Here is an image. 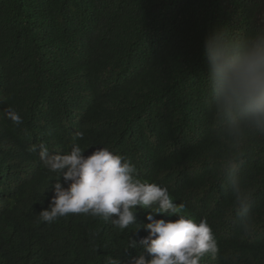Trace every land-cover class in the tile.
Here are the masks:
<instances>
[{"label":"trees","instance_id":"16d2710c","mask_svg":"<svg viewBox=\"0 0 264 264\" xmlns=\"http://www.w3.org/2000/svg\"><path fill=\"white\" fill-rule=\"evenodd\" d=\"M213 31L264 36V0H0V264L140 254L125 249L144 229L89 214L40 220L59 176L29 149L64 154L77 133L82 155H122L211 226L219 251L199 264H264V128L230 125L217 106L204 52ZM148 211L137 206V222Z\"/></svg>","mask_w":264,"mask_h":264},{"label":"clouds","instance_id":"9594fccd","mask_svg":"<svg viewBox=\"0 0 264 264\" xmlns=\"http://www.w3.org/2000/svg\"><path fill=\"white\" fill-rule=\"evenodd\" d=\"M204 52L207 81L227 122L264 128V36L241 43L213 31L204 38ZM5 115L17 126L23 123L11 109ZM81 139L83 133H77L70 151L64 154L50 153L43 144L29 149L38 150L42 166L59 176L49 207L39 212L41 221L52 223L68 214H89L110 220L120 230L132 225L137 236L144 229L147 235L131 238L125 249V254L132 248L141 249L139 255L130 257L129 264H199L205 256L218 253L211 226L203 219L196 223L186 218L184 205L174 203L167 188L139 179L129 160L106 147L85 157L77 142ZM246 202L245 197L242 204ZM137 206L149 209L147 223L137 222ZM242 212L246 215L248 208L243 207ZM154 213L175 215L177 219H157ZM110 264L123 262L119 259Z\"/></svg>","mask_w":264,"mask_h":264}]
</instances>
